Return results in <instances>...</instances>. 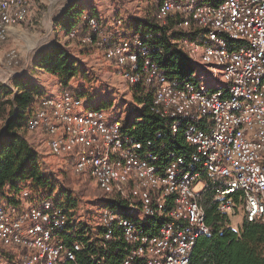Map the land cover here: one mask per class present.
Segmentation results:
<instances>
[{"label":"built area","instance_id":"built-area-1","mask_svg":"<svg viewBox=\"0 0 264 264\" xmlns=\"http://www.w3.org/2000/svg\"><path fill=\"white\" fill-rule=\"evenodd\" d=\"M30 11L29 0H0V40ZM155 14L180 18L174 29L195 67L188 77L170 76L140 33L116 40L97 15L84 13L68 36L100 49L131 87H149L165 130L139 139L102 109L82 112L85 98L65 88L38 101L28 131L46 136L51 154L87 171L109 195L115 206L102 209L101 222L105 239L119 232L127 245L120 264H191L211 233L202 205L208 191L220 213L264 220V0H161ZM18 61L11 50L8 64ZM69 220L50 197L5 188L0 245L13 253L0 264L75 261L84 244L67 242Z\"/></svg>","mask_w":264,"mask_h":264},{"label":"trees","instance_id":"trees-1","mask_svg":"<svg viewBox=\"0 0 264 264\" xmlns=\"http://www.w3.org/2000/svg\"><path fill=\"white\" fill-rule=\"evenodd\" d=\"M84 10L82 0H78L63 12L58 24L65 28L62 31L68 34L80 22ZM179 21L180 18H176L163 22L156 14H152L147 17L138 33L152 48L153 56L170 76L184 78L194 72L195 67L187 60L181 46L183 32L174 29ZM36 66L64 79L80 73L68 51L58 43L38 55ZM14 82L19 88L16 93L9 86L0 88V192L7 187L17 192L25 186L34 190H45L50 187V180L44 173L38 152L27 139L34 93L37 90L31 84H23L21 80ZM134 89L136 103L143 105V108L137 119L126 128L131 134L145 140L153 137L156 132L165 130L166 122L150 109L153 99L150 88L139 85ZM177 148L184 153L189 149L181 136L177 138ZM213 195V190L208 191L202 201L211 233L198 241L191 264H264V220L244 219L238 229H235L230 226L229 216L217 210ZM235 200H238V196ZM106 203L115 206L110 200ZM65 210L69 214L68 208ZM70 225L73 226V223L69 220L64 233L67 242L79 240L84 247L78 252L76 260L68 264L121 263L127 245L119 232L115 233L113 239L107 240L104 238L105 229L101 225L95 229H83L81 224L73 227Z\"/></svg>","mask_w":264,"mask_h":264},{"label":"rangeland","instance_id":"rangeland-1","mask_svg":"<svg viewBox=\"0 0 264 264\" xmlns=\"http://www.w3.org/2000/svg\"><path fill=\"white\" fill-rule=\"evenodd\" d=\"M75 1L78 0H29L31 11L28 20L14 27L6 40H0V88L9 86L16 93L19 88L14 80L34 86L37 91L34 93L32 112L43 96L57 92L59 94L61 90L68 88L85 98L82 112L88 108L102 109L109 118L119 119L128 126L137 119L143 108V105L136 103L134 87L119 75L116 66L104 57L100 49L82 46L83 44L69 38L62 31L65 28L59 29L61 31L58 33H55L56 29L52 30L58 28L63 12ZM111 1L82 0V3H94L105 12ZM56 43L68 51L80 73L64 79L36 66L38 55ZM13 49L17 51L19 61L9 65L8 53ZM219 83L216 80L214 85ZM42 156V168L50 180V187L39 191L25 186L19 191L29 188L40 196H48L54 202H59L68 208L73 226L81 224L83 229L102 226L101 211L107 206L109 195L100 188L94 177L87 171L77 172L68 159L53 154ZM228 216L230 226L235 229L245 219L242 210L228 213Z\"/></svg>","mask_w":264,"mask_h":264},{"label":"crops","instance_id":"crops-1","mask_svg":"<svg viewBox=\"0 0 264 264\" xmlns=\"http://www.w3.org/2000/svg\"><path fill=\"white\" fill-rule=\"evenodd\" d=\"M160 1L161 0H112V3L105 12L94 3L84 5L83 2L82 5L85 6L84 13H95L98 15L112 30H117V33L114 35L115 39L122 40L132 37L139 32V29L143 28L147 17L156 13ZM118 18L122 19V24L115 26L114 24ZM13 28H11V31ZM53 29H56L55 33H58L61 31L59 30L61 26L52 28V30ZM82 46L94 48V46L90 45ZM27 139L31 146L38 152L41 159H43L42 155L46 156L51 154L48 144L46 143V136L39 131H28ZM12 253V248L0 245V261H3Z\"/></svg>","mask_w":264,"mask_h":264}]
</instances>
